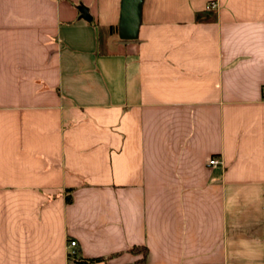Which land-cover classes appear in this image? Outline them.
I'll list each match as a JSON object with an SVG mask.
<instances>
[{"label": "crops", "instance_id": "0c3cea01", "mask_svg": "<svg viewBox=\"0 0 264 264\" xmlns=\"http://www.w3.org/2000/svg\"><path fill=\"white\" fill-rule=\"evenodd\" d=\"M120 2L0 0V264H264V0Z\"/></svg>", "mask_w": 264, "mask_h": 264}, {"label": "water", "instance_id": "95a60500", "mask_svg": "<svg viewBox=\"0 0 264 264\" xmlns=\"http://www.w3.org/2000/svg\"><path fill=\"white\" fill-rule=\"evenodd\" d=\"M141 0H121L118 35L127 40L136 35ZM85 14L82 11V15Z\"/></svg>", "mask_w": 264, "mask_h": 264}, {"label": "built area", "instance_id": "2783aa9c", "mask_svg": "<svg viewBox=\"0 0 264 264\" xmlns=\"http://www.w3.org/2000/svg\"><path fill=\"white\" fill-rule=\"evenodd\" d=\"M205 10H215L216 5L213 2H209L208 4L205 5L204 7ZM207 165L210 167H216L219 165V162L215 158H211L208 160ZM75 246L74 242H67L66 248L67 249H72ZM70 255H73L72 251H69Z\"/></svg>", "mask_w": 264, "mask_h": 264}, {"label": "trees", "instance_id": "16d2710c", "mask_svg": "<svg viewBox=\"0 0 264 264\" xmlns=\"http://www.w3.org/2000/svg\"><path fill=\"white\" fill-rule=\"evenodd\" d=\"M131 252H140L144 256L145 250L144 249H139V248H131ZM102 258H95V259H73V263L75 264H95L100 261H102Z\"/></svg>", "mask_w": 264, "mask_h": 264}]
</instances>
